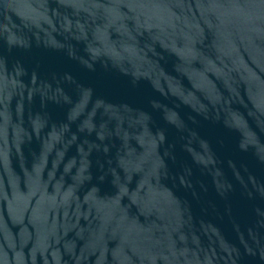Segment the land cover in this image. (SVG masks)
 Instances as JSON below:
<instances>
[{"label": "water", "instance_id": "water-1", "mask_svg": "<svg viewBox=\"0 0 264 264\" xmlns=\"http://www.w3.org/2000/svg\"><path fill=\"white\" fill-rule=\"evenodd\" d=\"M0 264H264V0H0Z\"/></svg>", "mask_w": 264, "mask_h": 264}]
</instances>
